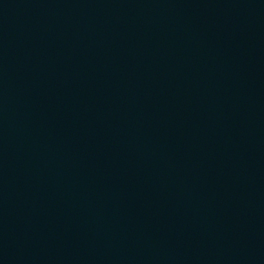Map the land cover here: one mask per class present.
<instances>
[{
  "label": "water",
  "instance_id": "95a60500",
  "mask_svg": "<svg viewBox=\"0 0 264 264\" xmlns=\"http://www.w3.org/2000/svg\"><path fill=\"white\" fill-rule=\"evenodd\" d=\"M264 198V0H0V234Z\"/></svg>",
  "mask_w": 264,
  "mask_h": 264
}]
</instances>
